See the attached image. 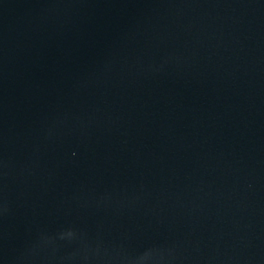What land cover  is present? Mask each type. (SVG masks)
Here are the masks:
<instances>
[{"label": "water", "instance_id": "1", "mask_svg": "<svg viewBox=\"0 0 264 264\" xmlns=\"http://www.w3.org/2000/svg\"><path fill=\"white\" fill-rule=\"evenodd\" d=\"M0 264H264V0H0Z\"/></svg>", "mask_w": 264, "mask_h": 264}]
</instances>
